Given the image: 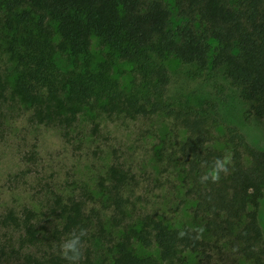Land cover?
I'll return each instance as SVG.
<instances>
[{
	"label": "trees",
	"instance_id": "1",
	"mask_svg": "<svg viewBox=\"0 0 264 264\" xmlns=\"http://www.w3.org/2000/svg\"><path fill=\"white\" fill-rule=\"evenodd\" d=\"M94 38L100 53L93 50ZM0 45L15 65L12 91L38 122L70 125L91 105L125 117L173 118L186 131L181 170L196 217L251 264H264V150L236 126L221 130L210 106L171 99L167 65L175 56L195 64L199 74L223 69L251 103L252 116L264 118V0H0ZM121 63L130 66L127 83L115 73L125 72ZM217 158L229 160L227 172L217 182L202 183ZM127 176L111 167L116 196ZM59 218L62 234L88 232L82 201L64 206ZM0 224L19 232L17 245L10 244L12 233L0 235V257H7L11 246L15 264L69 263L60 254L41 257L31 251L49 238L31 209L24 215L10 209ZM132 238L157 245L160 257L138 253ZM204 244L187 226L154 220L131 228L116 243L110 264H184L185 253ZM78 264L94 262L82 249Z\"/></svg>",
	"mask_w": 264,
	"mask_h": 264
},
{
	"label": "rangeland",
	"instance_id": "2",
	"mask_svg": "<svg viewBox=\"0 0 264 264\" xmlns=\"http://www.w3.org/2000/svg\"><path fill=\"white\" fill-rule=\"evenodd\" d=\"M92 47L100 53L97 38ZM167 65L171 99L180 105L210 106L218 114L221 130L236 126L264 150V118L252 116L251 103L223 69L211 67L199 74L195 64L175 56ZM120 66L125 72L115 73L127 83L130 66ZM14 72L13 61L0 45V219L10 209L19 215L31 209L42 219L49 238L37 252L31 251L41 257L59 255V245L68 237L61 233L59 214L78 200L84 203L90 224L82 249L94 264H110L116 243L131 228L154 220L199 233L205 244L185 253L184 264L252 263L196 217L195 201L185 192L181 170L180 147L186 131L173 118L164 114L125 117L91 105L70 125L38 122L12 91ZM112 166L128 175L118 196L112 191ZM260 223L264 231V197ZM7 231L0 224V235L12 233L10 244L17 245L19 232ZM132 242L141 255L160 257L157 245L147 246L136 238ZM11 249L7 257H0V264L18 262Z\"/></svg>",
	"mask_w": 264,
	"mask_h": 264
},
{
	"label": "clouds",
	"instance_id": "3",
	"mask_svg": "<svg viewBox=\"0 0 264 264\" xmlns=\"http://www.w3.org/2000/svg\"><path fill=\"white\" fill-rule=\"evenodd\" d=\"M229 160L227 158H217L211 169L206 172L200 179L201 182L208 181L217 182L220 178L221 172H227V164ZM87 235V230L81 228L78 232L74 229L68 234V237L64 239L59 245L60 256L69 261V264H78L82 257V237ZM180 236H184V232L179 233Z\"/></svg>",
	"mask_w": 264,
	"mask_h": 264
}]
</instances>
